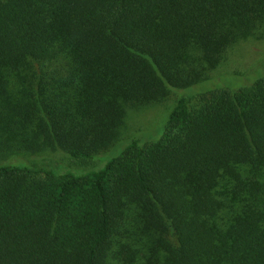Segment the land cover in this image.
<instances>
[{
	"label": "trees",
	"instance_id": "obj_1",
	"mask_svg": "<svg viewBox=\"0 0 264 264\" xmlns=\"http://www.w3.org/2000/svg\"><path fill=\"white\" fill-rule=\"evenodd\" d=\"M249 36L264 39V0H0V264H112L131 209L142 264H264V78L175 98L158 138L97 170L16 160L103 164L128 110L207 79Z\"/></svg>",
	"mask_w": 264,
	"mask_h": 264
},
{
	"label": "rangeland",
	"instance_id": "obj_2",
	"mask_svg": "<svg viewBox=\"0 0 264 264\" xmlns=\"http://www.w3.org/2000/svg\"><path fill=\"white\" fill-rule=\"evenodd\" d=\"M260 78H264V39L249 36L226 49L222 62L210 72L207 79L187 88L169 89L168 95L163 99L138 109L128 110L120 130V138L107 153H105L106 150L99 151V153H104L102 155L105 157L103 164L98 158L76 159L59 150L36 154L23 152L18 154L16 160L24 161V165L27 166H43L52 170L56 175L65 173L80 175L90 170H97L107 160L118 155L131 139L153 141L158 138L175 104V98L196 96L222 89L237 90L250 86ZM125 137L129 138L124 139ZM135 218L136 212L131 209L123 224L122 229L124 230L113 241L109 255L112 264H119L117 251L120 243H126L136 250L135 261L137 263L142 264L148 260L150 256L147 252L148 247L138 236Z\"/></svg>",
	"mask_w": 264,
	"mask_h": 264
}]
</instances>
